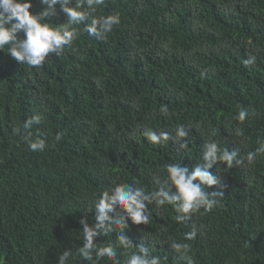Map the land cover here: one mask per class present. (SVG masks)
<instances>
[{"label": "trees", "instance_id": "16d2710c", "mask_svg": "<svg viewBox=\"0 0 264 264\" xmlns=\"http://www.w3.org/2000/svg\"><path fill=\"white\" fill-rule=\"evenodd\" d=\"M0 264H264V0H0Z\"/></svg>", "mask_w": 264, "mask_h": 264}, {"label": "clouds", "instance_id": "9594fccd", "mask_svg": "<svg viewBox=\"0 0 264 264\" xmlns=\"http://www.w3.org/2000/svg\"><path fill=\"white\" fill-rule=\"evenodd\" d=\"M5 1H7V0H5Z\"/></svg>", "mask_w": 264, "mask_h": 264}]
</instances>
